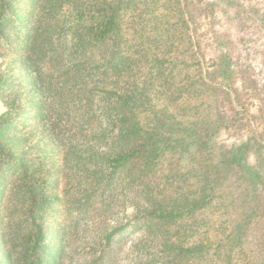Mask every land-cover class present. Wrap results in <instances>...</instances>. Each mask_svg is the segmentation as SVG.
Returning <instances> with one entry per match:
<instances>
[{"label": "trees", "instance_id": "1", "mask_svg": "<svg viewBox=\"0 0 264 264\" xmlns=\"http://www.w3.org/2000/svg\"><path fill=\"white\" fill-rule=\"evenodd\" d=\"M247 40L264 64V0H0V264H66L74 213L94 220L84 264H264ZM208 91L216 119L185 97Z\"/></svg>", "mask_w": 264, "mask_h": 264}, {"label": "rangeland", "instance_id": "2", "mask_svg": "<svg viewBox=\"0 0 264 264\" xmlns=\"http://www.w3.org/2000/svg\"><path fill=\"white\" fill-rule=\"evenodd\" d=\"M205 0H200V2H203ZM204 41L202 40V45H204ZM244 48V49H243ZM206 50L209 49L206 48ZM242 58H240V64L244 67H246L250 72L255 80V83L257 85V88L254 89L253 85L249 83V86L244 87L239 93V96L241 98V104H239L238 109H240V114L237 117V124H240V121L242 122L244 129L242 130H251L255 129L259 133L262 134L264 137V64L262 61H257L254 62L253 59L257 58V52L259 51L258 49V44H255L253 42H248L245 41L243 42L242 46ZM209 56V55H207ZM1 63V61H0ZM210 67H212L211 64ZM5 66V65H4ZM3 69V68H1ZM237 85V84H236ZM227 89L226 87H224ZM235 88H238L237 86ZM187 94H189L186 91ZM228 93H231V90L228 89ZM188 103L192 106H197L200 108L202 112L204 111H210L212 115H214V119L217 117V111L216 109L219 108V104L221 101V96L216 95L211 92H207V94L197 96V95H188L185 96ZM217 106V107H216ZM5 111V106L0 102V114ZM232 113H236L235 110L232 111ZM240 120V121H238ZM243 128V127H241ZM237 129V128H236ZM236 129L232 131H228L225 134H222L217 141V145L222 142V144H229L233 140H235L239 134L242 132L240 131H235ZM248 131H245V135H249ZM231 182H234V180H231ZM233 185V186H232ZM230 188L227 190V193L230 190L234 189V184H232ZM121 203L123 205H120V211L118 214V217L122 216H130L133 211L131 207H127V205L130 204V201L128 199H121ZM116 212V210L114 211ZM264 213V210H263ZM262 215V214H261ZM104 217V216H103ZM116 217V219L118 218ZM104 219V218H103ZM66 223L69 224L70 220L73 222H76V226L78 227L77 230V235L76 237H72V231L69 229L66 235V264H84L85 261H90L89 255L86 253L87 249L91 246L94 240V232L92 230L95 229L93 226V221L90 217H86L84 219H78L75 217V213L73 215L71 214H66ZM212 220L214 221H219L222 223L227 222H233L234 219L233 217H229L225 214H218L217 218H213ZM220 224L218 222H211L210 225H204L203 227L205 230L208 229V232L211 231L212 227L211 226H219ZM211 227V228H210ZM210 228V230H209ZM251 234H252V240H254V243H258L257 240H261V243H264V215L261 216L260 219H256V222H254L251 225ZM209 234V233H208ZM250 234V235H251ZM211 236V234H209ZM141 239V232L140 231H134L130 232L125 238V247L126 251L128 252L132 246L140 241ZM70 243V246L68 247V244ZM132 250V249H131ZM126 256V255H125ZM123 257V256H121Z\"/></svg>", "mask_w": 264, "mask_h": 264}]
</instances>
